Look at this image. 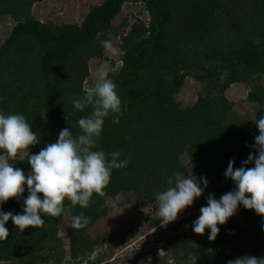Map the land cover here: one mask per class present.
Segmentation results:
<instances>
[{"label":"trees","instance_id":"obj_1","mask_svg":"<svg viewBox=\"0 0 264 264\" xmlns=\"http://www.w3.org/2000/svg\"><path fill=\"white\" fill-rule=\"evenodd\" d=\"M40 1L0 0V17L14 21L0 43V113L23 115L31 124L40 143L30 146V155L56 142L65 128L74 136L80 134L78 120L89 116L92 108L78 111L73 101L89 88L84 85L89 60L107 59L101 42L111 41L112 34L119 38L120 64L111 61L117 69L108 73L126 111L119 123H113L111 116L105 118L94 150H103L106 156L119 151L120 160L129 163L112 170L105 196L94 194L86 209L65 200L60 216H42L43 227L23 232L9 220L8 239L0 240V261L86 264L82 260L98 245L126 241L134 231L121 235L107 231L94 238L88 233L107 214L105 197L132 192L133 202L141 207L156 203V195L169 187L167 180L185 171L180 160L183 151L200 178L226 180L220 187L208 183L196 206H203L210 194L219 200L236 188L224 173L230 160L239 168L250 153L258 155L252 147L259 134L255 121L264 117V0H102L88 9L80 23L62 24L35 17L32 7ZM125 2L141 3L146 19L124 18L114 25ZM187 76L202 87L191 105L182 106L174 95ZM233 83L248 89L246 98L254 104L252 118L232 111L225 93ZM26 161L25 155L14 167ZM254 166V161L247 165ZM23 171L31 172L29 163ZM27 196L25 185L23 197L10 199L0 210L23 214ZM66 208L68 251L58 234ZM238 210L241 218L234 215L218 225L215 241L173 231L189 217L159 227L165 264L170 260L172 264H227L244 255L264 257V217L243 205ZM81 212L90 217V223L77 230L71 226L72 218ZM159 220L152 217L148 225L155 226ZM103 258L97 255L94 262H87L109 264Z\"/></svg>","mask_w":264,"mask_h":264},{"label":"clouds","instance_id":"obj_2","mask_svg":"<svg viewBox=\"0 0 264 264\" xmlns=\"http://www.w3.org/2000/svg\"><path fill=\"white\" fill-rule=\"evenodd\" d=\"M101 43L108 53H118L110 40ZM118 62L117 65L120 64L119 59ZM73 106L81 112L89 106L92 108L89 116L78 120L81 133L74 136L69 128H65L56 142L31 155L29 147L40 143L31 124L23 115L0 113V205L10 199L20 200L25 185L28 192L23 200V214L0 210V240L8 239L9 230L5 225L9 220L23 232L29 227H43L45 220L42 216H60L64 212L65 200L73 206L88 208L94 194L105 196L112 170L127 167L129 161L120 160L119 151L108 154L109 159L103 150H94L101 138L105 118L111 116L113 123H119L123 111H126V104L122 110L117 85L109 78L103 65L97 71L95 84L85 90L82 98L74 100ZM42 118H46L44 114ZM255 124L259 134L252 147L258 155L250 153L239 168H234V159L229 161L224 175L235 183L236 188L223 194L219 200L210 194L207 206L200 208V216L193 221L192 230L197 235H203L206 229H210V241H215L220 232L218 225H224L234 216L239 205L264 217V117L257 119ZM25 155L31 166L27 175L21 168L14 167L17 160L24 161ZM253 161L255 166L247 167ZM167 183L169 187L155 197L157 215L163 226L176 221L178 215L191 207L208 187L206 178L197 179L194 175L185 178L179 173L169 178ZM89 223L90 217L81 212L72 218L71 226L80 230ZM227 264H264V257L244 255L227 261Z\"/></svg>","mask_w":264,"mask_h":264},{"label":"rangeland","instance_id":"obj_3","mask_svg":"<svg viewBox=\"0 0 264 264\" xmlns=\"http://www.w3.org/2000/svg\"><path fill=\"white\" fill-rule=\"evenodd\" d=\"M102 2V0H43L33 4L32 12L38 19L42 21H52L56 24L62 23H80L88 9ZM136 18L146 19V12L141 3L125 2L121 8V11L113 19L114 25H119L124 18H128L131 22ZM14 21L8 16L0 17V43L8 36ZM111 42L119 50L116 55L108 53L103 49V54L107 57L106 60H99L93 57L88 62L89 76L84 81L86 87L94 85L97 78V71L103 65L107 71H115L116 65H112L111 61L118 62L121 50L119 49V39L109 34ZM261 82L264 83V74L262 75ZM202 84L187 76L181 86L180 90L174 95L175 99L180 102L182 106L191 105L198 93L201 91ZM248 89L242 83H233L226 90V97L232 102V111L238 116L242 117L248 115L253 117L252 111L254 104L250 103L247 98ZM30 148V147H29ZM180 160L185 167V171L180 175L182 177H188L194 175L197 179L200 178V174L194 172L190 165L188 156L185 151L181 152ZM17 160L14 165L18 162ZM10 163H13L10 161ZM22 170L28 168V161L19 165ZM208 183H215L216 187L223 185L226 180L218 181L214 177H206ZM203 187V184H201ZM134 194L132 192H122L115 197H105L108 206L107 214L101 219L94 222L89 228V235L94 238L96 235H101L107 231L114 234L130 233L134 231L132 235L126 241L118 244L113 241H107L103 245H98L92 253L84 258L82 261L86 264L94 262L97 255H101L104 261H108L109 264H165L163 256L165 249L162 248V242H160L157 235V229L159 227H165L161 224V220L155 226H149L148 222L152 217H158L156 203H150L145 207H141L135 202ZM200 197L196 198L193 205L186 208L178 215V219L174 222L167 224L166 226H172L178 220L184 217L189 219L184 220L178 226L176 233L191 234L193 237H197V234L193 232L192 220H196L200 216V208L207 206V202L203 206H196ZM241 212L238 210L235 214L236 219H240ZM68 209L65 210L66 219L61 222L58 230L59 236L64 240L65 249L68 251V243L65 237V225L68 221ZM191 215V216H189ZM210 230L206 231L202 237L208 240ZM147 250H153L155 253L147 255ZM90 261V262H87ZM193 261V260H191ZM0 264H9L7 261H0ZM168 264H172L171 260Z\"/></svg>","mask_w":264,"mask_h":264},{"label":"built area","instance_id":"obj_4","mask_svg":"<svg viewBox=\"0 0 264 264\" xmlns=\"http://www.w3.org/2000/svg\"><path fill=\"white\" fill-rule=\"evenodd\" d=\"M194 220H195V219H194ZM194 220H192V224H193V221H194Z\"/></svg>","mask_w":264,"mask_h":264}]
</instances>
